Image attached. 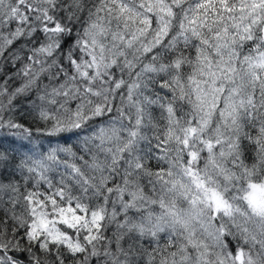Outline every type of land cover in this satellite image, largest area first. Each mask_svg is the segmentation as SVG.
Wrapping results in <instances>:
<instances>
[{
  "label": "snow or ice",
  "instance_id": "6c2138e0",
  "mask_svg": "<svg viewBox=\"0 0 264 264\" xmlns=\"http://www.w3.org/2000/svg\"><path fill=\"white\" fill-rule=\"evenodd\" d=\"M0 264H264V0H0Z\"/></svg>",
  "mask_w": 264,
  "mask_h": 264
}]
</instances>
